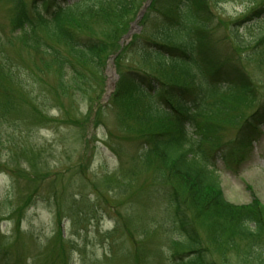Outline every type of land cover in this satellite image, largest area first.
Returning a JSON list of instances; mask_svg holds the SVG:
<instances>
[{
    "label": "rangeland",
    "instance_id": "obj_1",
    "mask_svg": "<svg viewBox=\"0 0 264 264\" xmlns=\"http://www.w3.org/2000/svg\"><path fill=\"white\" fill-rule=\"evenodd\" d=\"M208 1L216 37L231 36L232 26L246 41L264 28V13L241 22L251 0ZM13 4L0 0V200L7 209L0 214V249L8 251L10 264H176L175 256L186 250V228L207 246L203 217L193 218L181 202L171 205V189L140 162L147 130L123 114L128 97L116 100L112 54L98 64L80 63L32 48L12 30ZM35 30L68 53L61 41L47 38L39 26ZM254 58L248 68L252 102L226 113L235 120L219 133L221 144L235 139L264 101V62ZM65 62L75 75L70 84ZM251 122L244 130L256 133L243 157L233 162L216 154L213 161L225 198L241 206L255 201L264 220V115ZM229 146L226 156L243 142Z\"/></svg>",
    "mask_w": 264,
    "mask_h": 264
},
{
    "label": "trees",
    "instance_id": "obj_2",
    "mask_svg": "<svg viewBox=\"0 0 264 264\" xmlns=\"http://www.w3.org/2000/svg\"><path fill=\"white\" fill-rule=\"evenodd\" d=\"M143 2L14 0L12 30L25 35L32 48L62 59L98 64L115 54L116 100L128 97L123 114L147 130L140 139V162L151 165L160 176L157 182L171 189V205L181 202L193 218L206 222L207 246L199 245L192 228L183 229L186 250L175 256L180 259L176 264H228L232 259L264 264L263 215L255 201L241 206L225 198L213 161L216 154L223 160L232 156L233 162L243 157L256 133L244 127L264 115L260 101L235 139L219 141L225 123L235 120L226 113L252 102L255 87L248 68L254 57L264 62V28L246 41L232 26L231 36L216 37L208 0H150L140 31L120 47ZM250 2L241 22L264 13V0ZM37 26L47 38L61 41L70 55L37 35ZM62 68L67 83L75 82L70 65L65 62ZM241 142L237 152L224 155L225 146L233 149ZM209 143L216 146L213 154ZM3 200L0 214L7 211ZM9 256L0 249V264H10Z\"/></svg>",
    "mask_w": 264,
    "mask_h": 264
},
{
    "label": "water",
    "instance_id": "obj_3",
    "mask_svg": "<svg viewBox=\"0 0 264 264\" xmlns=\"http://www.w3.org/2000/svg\"><path fill=\"white\" fill-rule=\"evenodd\" d=\"M148 2H149V0H147V1L144 3L142 9L140 10V12L138 13V15H137V17H136V20H138V19L141 17V15H142V13L144 12L145 7L147 6ZM136 20L132 23L131 29L129 30V32H128L123 38L128 37L132 32H134V31L137 30ZM110 60H112V58H111ZM107 69H108V68H107ZM108 70H109V69H108ZM112 83H113V81L111 80V82H110V87L108 88V90H107V92L105 93L104 96H106V95L110 92V90H111L110 88L112 87Z\"/></svg>",
    "mask_w": 264,
    "mask_h": 264
}]
</instances>
